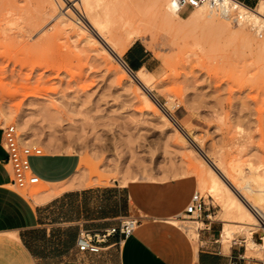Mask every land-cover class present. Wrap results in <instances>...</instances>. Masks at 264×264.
<instances>
[{
    "label": "rangeland",
    "instance_id": "obj_1",
    "mask_svg": "<svg viewBox=\"0 0 264 264\" xmlns=\"http://www.w3.org/2000/svg\"><path fill=\"white\" fill-rule=\"evenodd\" d=\"M47 2L0 0V139L1 130L17 127L23 116L33 139L28 143L85 161L73 178L79 186L179 175L198 181L193 166L200 157L191 146L199 145L238 179L243 192L257 187L252 171L264 172V30L255 34L242 26L241 34L232 33L209 17L190 25L163 18V7L155 9L153 0H121L127 9L120 16L134 21L142 32L135 42L149 51L150 96L158 107L143 100L130 74L135 71L125 74L99 45L52 18L70 4L50 12ZM117 12L112 7V28ZM34 186L45 188L32 183L20 192L30 195ZM198 193L221 229L223 208ZM203 216L182 215L175 222L197 221L199 229ZM249 262L264 264L254 257Z\"/></svg>",
    "mask_w": 264,
    "mask_h": 264
},
{
    "label": "crops",
    "instance_id": "obj_2",
    "mask_svg": "<svg viewBox=\"0 0 264 264\" xmlns=\"http://www.w3.org/2000/svg\"><path fill=\"white\" fill-rule=\"evenodd\" d=\"M238 1L251 8L258 0ZM148 57L149 51L139 42L123 53L132 71H153ZM5 161L0 139V264H252L243 242L233 240L227 247L221 243L222 226L211 222L210 214L201 218L198 242L173 221L184 215L197 192L194 175L79 186L73 178L80 157L47 152L29 159L28 185L44 190L34 186L30 195H24L11 185ZM129 215L139 222L128 237H110L95 254L76 248L81 230L108 229Z\"/></svg>",
    "mask_w": 264,
    "mask_h": 264
},
{
    "label": "bare ground",
    "instance_id": "obj_3",
    "mask_svg": "<svg viewBox=\"0 0 264 264\" xmlns=\"http://www.w3.org/2000/svg\"><path fill=\"white\" fill-rule=\"evenodd\" d=\"M47 1L50 12H55L57 9L56 6L61 8L66 4H70L72 8H66L65 13L58 12L57 15L52 18H58V23L62 26H66L67 28L74 30L77 35L80 34L81 36H84L85 39L89 40V42L91 41L92 43L99 45L101 51L104 52L105 55L111 56L117 60L120 69L125 74L130 72L122 63L120 56L125 51H127V49L138 38L142 37V32L139 31L137 26L135 28L133 23L134 21H132V19L120 16L121 14L119 13L123 9L122 4H120L121 0ZM209 1L212 0H208V3L205 1L197 6L196 10L187 17L181 16L179 13L180 7L175 3V0H153V4L156 7L155 9L159 10L160 12L161 8L163 7L164 12L161 14L163 18H177L179 21L186 22L190 25H197L205 18H210L214 21L216 19V22L219 21L221 24L220 28L224 27L226 29H231L232 33L235 32L237 34H241L243 31L241 28L242 26L250 27L253 32H255V34H259L262 30H264V0H260L255 9L246 7L243 4H239L235 15L237 21L236 24L229 23L232 26H229L227 23H225L227 20L221 14V10L219 8L210 9L208 7ZM224 3L227 2L224 1ZM118 5L122 7L120 8ZM112 7H116L119 16V20L117 19L119 23L115 22L117 24L115 28L114 26L112 28ZM125 7L126 6L124 4V9H127ZM121 13H123V11ZM128 14L129 12L127 15ZM162 16L160 17L162 18ZM217 25L219 27V23H217ZM130 74H133L132 80L136 84L137 90L139 91L143 100L147 103H154L159 107L157 101L152 99L150 96L153 88L149 84L148 72L142 68ZM161 118L165 122L172 121L178 131L185 135L184 130L175 120L169 119L164 114L161 116ZM16 125L21 131L19 138L22 142L28 143L32 137L26 120L23 118V116L17 118ZM182 140L186 141V139ZM191 147H194V150L196 148V151L199 154L198 157H200L198 165L193 166V172L198 177L197 193H208L209 196L218 201L223 208L224 214L222 218L220 237L221 243L227 247L230 243H232L233 240L241 241L244 243L246 256L254 257L258 260H264V203H262V201H264V172L259 173L257 170H253L252 178L257 182L258 185L255 189H249V192H243V188L241 187L238 179L232 176L229 171L220 163V161L216 159V157L213 158L205 154L199 145H196V147ZM194 150H192V152H195ZM83 162L85 161L80 159L78 170L80 169L81 163ZM256 194H260V197L257 199ZM49 196H51L50 193L47 195V198ZM173 221L175 222V219ZM186 223V225L180 226H182L189 237L194 241L198 236L197 229L199 224L197 221H190ZM254 234H258V240L254 239Z\"/></svg>",
    "mask_w": 264,
    "mask_h": 264
},
{
    "label": "built area",
    "instance_id": "obj_4",
    "mask_svg": "<svg viewBox=\"0 0 264 264\" xmlns=\"http://www.w3.org/2000/svg\"><path fill=\"white\" fill-rule=\"evenodd\" d=\"M205 1L208 3V0H175V3L180 7L179 13L181 14L183 8L193 9ZM224 1L227 3H224ZM239 4L249 7L238 0H212L209 1L208 7L210 9L219 8L227 22L236 24L235 15ZM123 64L129 71H132L124 61ZM1 141L6 153L5 162L9 165L12 173L11 185L18 189L26 188L31 181L29 159L33 156L42 155V149L35 143H23L19 138L17 127L13 124H9L1 130ZM202 214L207 216L205 203L195 191L185 208L184 216L192 220H198ZM138 222V218L129 215L121 217L117 226L108 229L101 231L81 230L76 239V248L80 252L99 253L110 237L115 235H118L120 239L128 237L134 231Z\"/></svg>",
    "mask_w": 264,
    "mask_h": 264
}]
</instances>
